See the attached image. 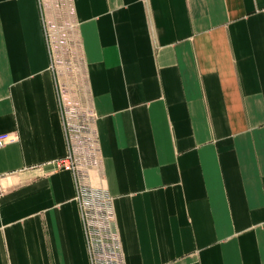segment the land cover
Segmentation results:
<instances>
[{
    "label": "crops",
    "instance_id": "crops-1",
    "mask_svg": "<svg viewBox=\"0 0 264 264\" xmlns=\"http://www.w3.org/2000/svg\"><path fill=\"white\" fill-rule=\"evenodd\" d=\"M74 6L127 264H264V0ZM44 12L0 0V264H90Z\"/></svg>",
    "mask_w": 264,
    "mask_h": 264
},
{
    "label": "built area",
    "instance_id": "built-area-1",
    "mask_svg": "<svg viewBox=\"0 0 264 264\" xmlns=\"http://www.w3.org/2000/svg\"><path fill=\"white\" fill-rule=\"evenodd\" d=\"M50 4L53 13H43V25L51 55V67L57 74L59 104L68 146L67 152L57 158L55 163L58 168L69 169L73 173L75 198L82 218L90 264H127L117 226L114 197L107 188L94 185L90 180L91 171L101 164L94 126L95 111L93 109L92 129L87 132L85 127L76 123L73 107L67 103L66 90L60 81L58 51L63 46L70 48L75 32L78 35L74 0H50ZM66 16H69L68 19ZM78 41L81 51L79 37ZM17 139L18 135L13 132H0V146ZM1 178L0 174V197L5 191Z\"/></svg>",
    "mask_w": 264,
    "mask_h": 264
},
{
    "label": "rangeland",
    "instance_id": "rangeland-1",
    "mask_svg": "<svg viewBox=\"0 0 264 264\" xmlns=\"http://www.w3.org/2000/svg\"><path fill=\"white\" fill-rule=\"evenodd\" d=\"M68 17L66 16V19ZM58 58L60 60L58 63L60 81L66 90L67 103L69 102L73 107L76 123L85 127V131H91L93 108L87 88L85 63L76 32L70 48L69 46L61 47L58 51Z\"/></svg>",
    "mask_w": 264,
    "mask_h": 264
}]
</instances>
